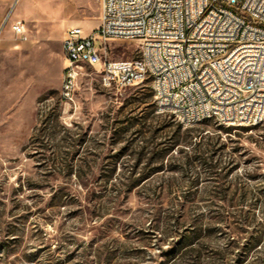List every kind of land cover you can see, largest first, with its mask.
Wrapping results in <instances>:
<instances>
[{"label":"rangeland","instance_id":"374dc122","mask_svg":"<svg viewBox=\"0 0 264 264\" xmlns=\"http://www.w3.org/2000/svg\"><path fill=\"white\" fill-rule=\"evenodd\" d=\"M100 12L0 0V264H264V124L184 127L150 80L106 86L99 66L62 97L65 31L89 35Z\"/></svg>","mask_w":264,"mask_h":264},{"label":"built area","instance_id":"2783aa9c","mask_svg":"<svg viewBox=\"0 0 264 264\" xmlns=\"http://www.w3.org/2000/svg\"><path fill=\"white\" fill-rule=\"evenodd\" d=\"M12 28L28 38L23 21ZM110 40L139 41V57L109 59ZM62 52L66 100L81 69L99 66L106 86L150 80L156 110L184 127L264 124V0H101L99 26L89 35L70 26Z\"/></svg>","mask_w":264,"mask_h":264},{"label":"trees","instance_id":"16d2710c","mask_svg":"<svg viewBox=\"0 0 264 264\" xmlns=\"http://www.w3.org/2000/svg\"><path fill=\"white\" fill-rule=\"evenodd\" d=\"M204 160H206V158H204Z\"/></svg>","mask_w":264,"mask_h":264}]
</instances>
